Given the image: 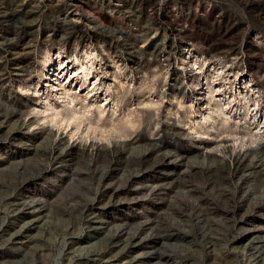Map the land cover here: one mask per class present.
I'll list each match as a JSON object with an SVG mask.
<instances>
[{
  "label": "rangeland",
  "instance_id": "1",
  "mask_svg": "<svg viewBox=\"0 0 264 264\" xmlns=\"http://www.w3.org/2000/svg\"><path fill=\"white\" fill-rule=\"evenodd\" d=\"M0 264H264V0H0Z\"/></svg>",
  "mask_w": 264,
  "mask_h": 264
},
{
  "label": "bare ground",
  "instance_id": "2",
  "mask_svg": "<svg viewBox=\"0 0 264 264\" xmlns=\"http://www.w3.org/2000/svg\"><path fill=\"white\" fill-rule=\"evenodd\" d=\"M86 59H87V64H89L90 63V60H89L90 59V56H87ZM90 69L91 68L88 67V65H82L81 66V71H82L84 77H87L89 75V70ZM239 161H240V159L237 158L236 159V163H238ZM183 179H186V178L183 177ZM120 232H122V231H118L115 236H118L120 234ZM172 235H173V233H170L169 231H165L164 234L160 238L161 239H165V238L171 237ZM164 245H165V247H169L167 245V243L164 244ZM146 257L155 258V259H158V260H163L164 259L165 261H167V259H169V257H171V254H168L165 251L160 252V250L158 249L156 252H152L150 254H147Z\"/></svg>",
  "mask_w": 264,
  "mask_h": 264
}]
</instances>
